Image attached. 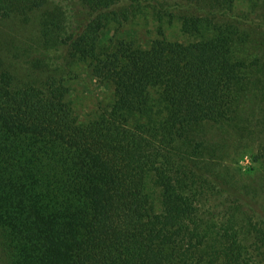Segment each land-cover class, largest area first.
<instances>
[{
  "label": "trees",
  "instance_id": "obj_1",
  "mask_svg": "<svg viewBox=\"0 0 264 264\" xmlns=\"http://www.w3.org/2000/svg\"><path fill=\"white\" fill-rule=\"evenodd\" d=\"M241 4L264 0H0V23L32 25L0 39V264H264L225 165L230 132L245 147L264 123ZM139 17L155 35L126 33ZM82 76L106 90L86 119Z\"/></svg>",
  "mask_w": 264,
  "mask_h": 264
},
{
  "label": "rangeland",
  "instance_id": "obj_2",
  "mask_svg": "<svg viewBox=\"0 0 264 264\" xmlns=\"http://www.w3.org/2000/svg\"><path fill=\"white\" fill-rule=\"evenodd\" d=\"M247 8L243 4L239 5L237 14L243 15L242 13L247 12V17L249 18L247 22L250 23V26L246 25L247 28L256 35L261 33L263 35L264 6L261 5L249 11ZM12 24L13 26L5 22L0 23V39H14L17 45L25 44L26 46L32 42V25L22 27L19 23ZM126 33L137 34L141 40L146 39L145 37L149 36V34L155 35V24L149 19L139 17L129 23ZM167 33L171 39H185L179 30V24L175 23L169 27ZM257 46L260 55L264 56V40L259 41ZM20 47L23 46L21 45ZM19 72L26 74L24 70ZM71 86V96L76 102V108L82 118L86 119L93 114L99 103H101L106 90L102 91L97 88L88 77L84 76L73 81ZM258 116L256 114V121ZM253 126L256 127L251 140L249 141L247 137L242 140L244 145L249 143L245 147L239 146L241 142L238 140L237 133L234 131L230 132L228 137L230 152L226 156L225 165L228 168L231 180L241 188L246 189L248 187L252 192L244 200L246 211L250 212L251 207L260 217H264V123L254 124ZM250 168H252L251 171H249ZM247 203L250 207H247Z\"/></svg>",
  "mask_w": 264,
  "mask_h": 264
}]
</instances>
